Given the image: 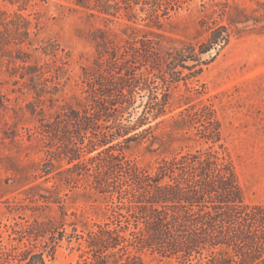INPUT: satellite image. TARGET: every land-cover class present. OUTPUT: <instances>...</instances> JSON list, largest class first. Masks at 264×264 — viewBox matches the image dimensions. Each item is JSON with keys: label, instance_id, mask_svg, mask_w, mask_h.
<instances>
[{"label": "trees", "instance_id": "1", "mask_svg": "<svg viewBox=\"0 0 264 264\" xmlns=\"http://www.w3.org/2000/svg\"><path fill=\"white\" fill-rule=\"evenodd\" d=\"M192 1H74L75 11L116 22L124 33L92 34L96 55L82 69L81 95L31 133L45 158L33 175L19 167L6 179L24 197L3 201L14 222L0 216V264H49L63 241L77 243L76 264H264V204L245 202L218 111L195 102L203 91L191 83L204 56L227 46L249 20L242 10L212 8L227 24L188 43L168 28ZM12 4L20 9L0 8V69L14 65L9 76L39 101L57 96L63 67L32 63L25 47L35 46L33 23L22 12L28 0ZM57 48L34 51L56 58ZM133 144H147L154 160L128 154ZM78 190L105 205L103 220L81 231L69 224L64 199Z\"/></svg>", "mask_w": 264, "mask_h": 264}, {"label": "rangeland", "instance_id": "2", "mask_svg": "<svg viewBox=\"0 0 264 264\" xmlns=\"http://www.w3.org/2000/svg\"><path fill=\"white\" fill-rule=\"evenodd\" d=\"M14 1L17 0H0V8L14 13L20 9L18 4H12ZM74 1L28 0V9L22 11L33 23L32 38L36 43L32 48L25 47L26 52L32 54V63L47 62L63 67L56 71L62 81L57 96L47 95L39 101L22 82L9 76L8 70L14 65L8 67L5 61L0 69V194L6 195L0 199V216L4 224L14 221L3 201L24 197L18 191L20 185L7 184L6 179L19 167L27 166L28 173L33 175V165L45 158L38 135L31 137V133L38 130L43 119L48 120L65 103H75V96L81 95L82 69L91 66L96 55L90 41L92 34L98 29L124 33L125 28L116 22L75 11ZM221 6H228L233 15L244 11L249 21L239 27V35L227 46L213 49L212 54L204 56L208 62L199 77L191 82L193 87L203 91L195 102L213 103L218 111L226 151L236 168L245 202L264 204V0H193L188 8L173 17L168 31L188 43L198 44L211 28L227 24L219 13H214ZM36 33L38 36L34 35ZM43 45H49L52 51L59 47L57 57H47L42 50L34 51ZM12 54L17 55L15 50ZM179 90L185 92L183 83ZM30 104L37 106L35 114L28 110ZM163 128L157 129V134ZM146 146L133 144L128 154L144 161L152 160ZM180 146L185 144H175L176 149ZM64 199L69 224L76 223L79 231L85 228V223L92 226L103 220L105 205L94 204L79 190ZM67 228L69 232L73 230L70 225ZM78 258L77 243L63 241L49 264H76ZM162 264L174 263L164 261Z\"/></svg>", "mask_w": 264, "mask_h": 264}]
</instances>
